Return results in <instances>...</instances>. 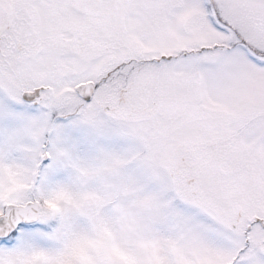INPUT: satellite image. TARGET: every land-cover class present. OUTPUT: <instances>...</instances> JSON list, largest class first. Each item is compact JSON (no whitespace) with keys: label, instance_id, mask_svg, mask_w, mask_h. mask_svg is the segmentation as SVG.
Listing matches in <instances>:
<instances>
[{"label":"snow or ice","instance_id":"obj_1","mask_svg":"<svg viewBox=\"0 0 264 264\" xmlns=\"http://www.w3.org/2000/svg\"><path fill=\"white\" fill-rule=\"evenodd\" d=\"M0 264H264V0H0Z\"/></svg>","mask_w":264,"mask_h":264}]
</instances>
